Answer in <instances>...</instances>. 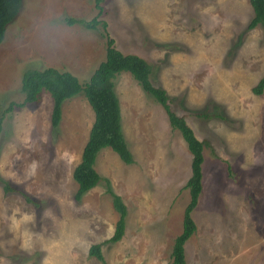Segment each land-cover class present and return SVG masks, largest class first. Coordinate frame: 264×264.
Segmentation results:
<instances>
[{
	"label": "rangeland",
	"instance_id": "rangeland-1",
	"mask_svg": "<svg viewBox=\"0 0 264 264\" xmlns=\"http://www.w3.org/2000/svg\"><path fill=\"white\" fill-rule=\"evenodd\" d=\"M22 0L0 40V264H172L188 202L191 153L163 106L128 71L113 78L134 161L110 147L100 178L76 201L71 172L94 119L77 92L51 125V99L23 104L21 74L68 71L83 84L104 58L106 36L143 56L203 148L202 181L185 241L186 264H264V29L246 28L249 0ZM97 18L94 28L67 19ZM206 114L207 116H204ZM6 184L10 189L3 190ZM106 186L125 205L124 228ZM101 242L102 260L88 254Z\"/></svg>",
	"mask_w": 264,
	"mask_h": 264
},
{
	"label": "trees",
	"instance_id": "trees-1",
	"mask_svg": "<svg viewBox=\"0 0 264 264\" xmlns=\"http://www.w3.org/2000/svg\"><path fill=\"white\" fill-rule=\"evenodd\" d=\"M100 1H95L99 9L97 14L102 10ZM249 1L253 14L246 23V28L260 25L264 29V0ZM21 3L22 0H0V40L3 36L4 26L16 16ZM97 14L90 19H67L66 22L70 24L77 21L87 28H94L99 22L102 27H105L104 21L98 19ZM120 71H128L142 90L163 106L169 124L172 128L179 130L191 153V175L184 186L188 192V202L183 209L181 231L174 238L170 249L172 264H186L183 245L195 231L191 211L196 206L201 190V168L204 160L205 141L199 140L186 120L173 111L168 103L169 97L165 90L152 83L150 78L151 66L148 60L137 53L122 52L113 45V39L106 36L104 58L97 63L83 84H80L77 77L68 71H59L53 67L31 68L21 74L19 91L23 94V104L36 102L42 92L49 95L53 128H57L61 120V103L79 91H82L83 96L93 109L94 119L82 147L80 160L71 172V178L76 184L73 199L77 201L100 178L94 163L101 148L110 147L126 163L134 161L133 154L122 132L120 106L113 90V78ZM263 87L264 74L257 79L251 90L254 93H260ZM204 116L207 115L204 114ZM9 189L10 187L6 184L3 185L4 191ZM106 189L110 193L111 203L118 213L113 232L106 240L115 241L123 233L126 210L119 195L114 193L109 186H106ZM100 245L101 242L91 243L88 246V254L102 260Z\"/></svg>",
	"mask_w": 264,
	"mask_h": 264
}]
</instances>
